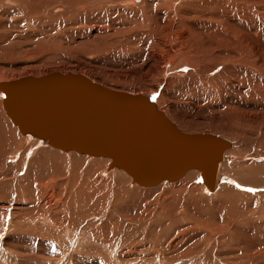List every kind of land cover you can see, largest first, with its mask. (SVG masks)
Segmentation results:
<instances>
[{
	"label": "rangeland",
	"instance_id": "obj_1",
	"mask_svg": "<svg viewBox=\"0 0 264 264\" xmlns=\"http://www.w3.org/2000/svg\"><path fill=\"white\" fill-rule=\"evenodd\" d=\"M153 1L155 9L144 17L155 20L158 27L144 23L142 13L129 11L107 20L93 1L82 9L64 6L60 14L52 13L55 6L45 11L39 8L43 14H35L32 20L26 15L14 17L9 26L19 37L8 36L10 43H0V82L61 71L84 73L103 85L134 94L148 95L157 89L153 92L157 106L183 131L221 134L233 141L235 150L243 148L241 155L239 151L232 155L241 159L237 162H263L264 101L256 103L255 86L240 95L226 83L228 95L232 94L223 100V106L211 102L208 89L189 87L198 74L215 70L219 60L212 52L199 51L187 26L202 31L197 23H208L210 5L199 0H173V7L172 0ZM224 8L233 20L232 33L228 29L231 39L237 44L243 35L250 40L246 52L251 61L258 60L254 50L261 53L257 52L255 71L263 76L264 0H228ZM93 10L99 15L95 17ZM184 13H189V20L183 18ZM79 20L84 22L71 26ZM117 23L122 27L115 28ZM98 26L101 28L96 31ZM234 26L242 29L241 35L233 32ZM169 61H174L173 67L165 74L160 69ZM150 68L158 72L143 77ZM219 85L210 83L215 89ZM0 114V128L6 131L0 151V264H264V193L256 196L257 200L255 192L249 198L233 191L221 193L220 189L208 193L196 181L197 176L192 186L182 183L188 180L185 178L178 183L135 187L125 172L107 171L110 159L99 168L95 160L105 157L76 151L57 149L58 154L42 161L40 147L47 145L27 141L19 134L2 104ZM253 146H257L255 150ZM247 148L253 150L251 157ZM75 155L87 161L79 163ZM121 175L131 181L128 186ZM241 175L223 173L241 188L264 189L243 185V176L249 177ZM246 217L253 225L242 223ZM64 225H70L67 231ZM216 226L221 232L215 231ZM92 239L95 244L89 243Z\"/></svg>",
	"mask_w": 264,
	"mask_h": 264
},
{
	"label": "water",
	"instance_id": "obj_2",
	"mask_svg": "<svg viewBox=\"0 0 264 264\" xmlns=\"http://www.w3.org/2000/svg\"><path fill=\"white\" fill-rule=\"evenodd\" d=\"M7 114L48 144L112 158L140 185L175 180L191 169L219 176L230 139L179 130L151 96L110 88L78 73L53 72L5 82ZM226 158V157H225ZM202 176L203 179H202Z\"/></svg>",
	"mask_w": 264,
	"mask_h": 264
},
{
	"label": "bare ground",
	"instance_id": "obj_3",
	"mask_svg": "<svg viewBox=\"0 0 264 264\" xmlns=\"http://www.w3.org/2000/svg\"><path fill=\"white\" fill-rule=\"evenodd\" d=\"M97 2L96 4V7L95 9H97V7L99 9H101V12L100 10L98 11L99 13H104L106 14V17L107 20H111L110 18H112L113 16H117L118 14H125L127 11H129V13H142L141 15H143V17L148 16V13H151L152 12V9L154 8L155 9V3L153 0H0V43H10L11 42V39L8 37V36H12L14 39H17L19 37V35L17 36H14L13 34L14 31H12L10 29V26H9V22H12L13 21V18L14 17H18V16H22V15H26L27 17H29V19H33L35 16V14L39 13L41 14V10H43L44 8H48V7H54L55 11H52L53 12H57V13H63L64 11V6H68V7H71V8H74V9H82L84 7H87L88 5H90V2ZM228 1V0H227ZM227 1L226 0H199V3L201 2V4L203 3V5H210V9L209 10H212L210 13H207V16H208V23H202V25L200 23H197L199 25V27L202 29V31H199V30H196V26H193V25H187L188 27H190V29L192 30V33H191V37L193 38V40L196 41L197 45L200 47L199 48V51L202 52V53H214L215 56L213 57H216V59L218 60L216 62V69L211 71V70H207V71H204V73H200L198 74V77L196 79H194L190 84H189V87L192 88V89H199V88H206L208 89V96L211 98V102L213 103H217V104H221L223 106V100H225L228 96H230L232 93H227V89L225 88V84L227 83L228 85L230 84L232 87L238 89L236 90L237 93L239 92V94L241 95V91L245 94H248L249 92H251L250 90L249 91H246L247 88L249 89H252L253 88V85L255 86V88L257 89V95H256V103H260L262 101H264V74L262 76L261 73L259 72H256L255 70L257 69V64L259 63V57H257L259 54L257 52H259L258 50H254L253 52H255V58L258 59L256 61H251L249 59L250 57V54H248V52H246V47H247V44L250 43V40H248L246 38V36H241L240 37V40H239V43L237 44L236 42H234L235 38H232L230 37V34L228 33L229 30H230V33H232V30L229 29V27L233 28L232 24H233V20L231 19V17L229 16V12L227 13L225 11V6L227 5ZM172 6L173 7H176L175 3L176 1H173L172 0ZM226 3V4H225ZM196 5V3H194ZM225 4V6H224ZM95 5V4H93ZM186 7H187V4H185ZM194 5V6H195ZM168 6V5H167ZM213 6V7H211ZM92 7V6H91ZM200 7V5H199ZM198 7V9H199ZM202 7V6H201ZM208 7V6H206ZM39 8H43L41 10H38ZM209 8V7H208ZM212 8V9H211ZM206 9V8H205ZM228 9V8H227ZM53 10V9H52ZM88 10V9H87ZM45 11V9H44ZM192 11V10H191ZM258 11V10H257ZM94 14H95V10H93ZM188 12V11H187ZM51 13V11H50ZM43 14V13H42ZM56 14V13H55ZM152 14V13H151ZM154 14V13H153ZM194 14V13H193ZM51 15V14H50ZM96 15H99V14H95L94 16L96 17ZM206 15V14H205ZM34 16V17H33ZM42 16V15H41ZM56 16V15H55ZM72 16V15H71ZM127 16H130V15H127ZM134 16V15H133ZM24 17V16H23ZM44 17V16H43ZM118 17V16H117ZM122 17V16H121ZM132 17V15H131ZM130 17V18H131ZM142 17V16H141ZM140 17V18H141ZM144 17V23L145 21L148 22L149 24H152V26H157V22L155 20H151V18H145ZM152 17V16H151ZM21 18V17H20ZM71 18V17H70ZM126 18V17H125ZM139 18V19H140ZM157 18V17H156ZM183 18L185 20H189L190 19V16H189V13H184V16ZM17 19V18H15ZM99 19H102V18H99ZM126 19H129V18H126ZM203 19V18H201ZM28 20V19H27ZM35 20V19H34ZM137 20V19H136ZM220 20V21H219ZM17 21V20H16ZM15 21V22H16ZM26 21V20H25ZM36 21V20H35ZM38 21V20H37ZM128 21V20H127ZM126 21V22H127ZM131 20L129 19V22ZM28 22V21H26ZM33 22V21H31ZM84 21H77L75 23H72L71 26H75L76 24H80ZM113 22V21H112ZM122 22V21H121ZM159 22V21H158ZM200 22V21H199ZM204 22V21H203ZM213 24H212V23ZM215 22V23H214ZM21 23V22H20ZM24 23V22H22ZM40 23V22H39ZM125 23V22H124ZM130 23H133V22H130ZM161 23V22H160ZM45 24V23H44ZM142 24V23H141ZM219 24V27L221 26L222 28L220 29H216L214 28L215 25L218 26ZM11 25V24H10ZM21 25V24H20ZM35 25V24H34ZM116 27L115 28H118L119 26L122 27L121 23L120 24H115ZM36 26V25H35ZM34 26V27H35ZM161 26V25H160ZM135 27V26H134ZM158 27V26H157ZM74 28V27H73ZM100 26H98V28L96 29V31H99L100 30ZM213 28V30H212ZM234 29L233 32H236L237 33H241L243 32L241 28H237L236 26H234ZM43 29V28H42ZM229 29V30H228ZM34 30V29H33ZM102 30V29H101ZM236 30V31H235ZM47 31V30H45ZM44 31V32H45ZM95 31V30H94ZM119 31V30H118ZM23 33V32H22ZM239 33V35H241ZM90 34H92V32H90ZM234 35V34H233ZM24 36V35H23ZM31 36V35H30ZM34 36V35H33ZM184 37V36H183ZM239 39V37H238ZM22 40V39H21ZM238 42V41H237ZM193 44V43H192ZM213 44V45H211ZM161 46V45H160ZM252 47V46H251ZM195 48V47H194ZM260 53V52H259ZM261 54V53H260ZM188 56V55H187ZM252 57V56H251ZM254 59V58H253ZM262 62L264 63V59H261ZM174 61H169L164 68L160 69L162 72L164 71L165 74H169L171 72V69H172V65ZM196 66V65H194ZM193 68V67H192ZM207 68V67H206ZM184 70H186V68H183ZM182 69V70H183ZM194 69V68H193ZM200 69V68H199ZM254 69V70H253ZM52 72V71H51ZM55 72H59V71H55ZM61 72V71H60ZM88 72V71H87ZM155 72H158L156 71L155 68H150V71L148 70L147 71V75H143V77H147V78H151L153 77V74ZM203 72V71H202ZM53 73V72H52ZM63 73V72H62ZM66 73V72H65ZM68 73V72H67ZM73 73V72H71ZM80 74V73H78ZM84 74V73H83ZM82 74V75H83ZM163 74V73H162ZM181 74H184V73H181ZM44 75V74H43ZM185 75H187L185 73ZM28 76H34V75H28ZM28 76H23V77H19L18 79L20 78H25V77H28ZM85 76V75H83ZM142 76V75H141ZM156 76V75H155ZM169 76V75H167ZM87 77V76H85ZM89 78V77H87ZM185 78V77H184ZM91 79V78H89ZM14 80H17V79H13V80H9V81H3V82H0V89L2 87V84L5 83V82H10V81H14ZM184 80V79H183ZM169 81V80H168ZM190 81V80H189ZM215 82V83H219V88H213V86H210V83L211 82ZM184 82V81H183ZM99 83V82H98ZM185 83V82H184ZM102 84V83H101ZM187 84V83H186ZM106 86V85H105ZM132 87V86H131ZM130 87V88H131ZM186 87V86H185ZM111 88V87H110ZM212 88L215 90V92L212 90ZM115 89V88H114ZM229 89V87H228ZM119 90V89H118ZM143 90H146V89H143ZM190 90V89H189ZM226 90V91H224ZM123 91V90H122ZM134 91V89L132 90ZM155 91H157V89H155L153 92L155 93ZM192 91V90H191ZM198 91V90H197ZM231 91V90H230ZM235 91V90H234ZM246 91V92H245ZM128 92V91H127ZM152 92V94H153ZM188 92V91H186ZM229 92V91H228ZM131 93V92H130ZM227 93L226 97L224 96L225 94ZM236 93V94H237ZM256 93V91H255ZM134 94V93H132ZM136 94H141V93H136ZM151 93H149L148 95H150ZM151 94V95H152ZM178 94H182L181 92L178 93ZM244 94V95H245ZM141 95H144V94H141ZM148 95H145V96H148ZM150 95V96H151ZM155 94H153L151 97L152 99L155 101L154 99V96ZM238 95V96H240ZM247 96V95H246ZM190 97V96H189ZM242 97V96H241ZM250 97V96H249ZM238 98V97H237ZM247 98V97H246ZM239 99V98H238ZM5 99H4V96L2 94V92L0 91V104H2L3 106V109L6 113V115L9 117V115L7 114V111H6V108H5V103H4ZM196 101V100H195ZM216 101H219V102H216ZM251 101V100H250ZM227 102V101H226ZM225 102V103H226ZM229 104V103H228ZM262 104V103H261ZM226 105V104H225ZM231 105V104H229ZM243 105V104H242ZM232 106V105H231ZM219 107V106H217ZM227 107V106H226ZM236 107V106H235ZM242 107V106H241ZM157 108L167 117L169 118L175 125L176 127L181 130L182 132L184 133H187V134H191V135H195V137H199L200 135L202 134H207L209 132H200V133H189V132H185L183 131L179 126L178 124L172 120L167 114L166 112L162 111L158 106ZM220 108V107H219ZM231 108V107H230ZM231 109H235V108H231ZM240 111V110H238ZM237 111V112H238ZM248 112V111H247ZM241 113V112H240ZM1 115V114H0ZM3 115V114H2ZM5 118V117H4ZM9 119L11 120V118L9 117ZM12 122V120H11ZM5 123V122H4ZM10 123V122H9ZM251 123V122H250ZM2 124V123H1ZM12 125H14V127L16 126L14 124V122L11 123ZM10 125V124H9ZM8 125V126H9ZM12 127V126H11ZM17 127V126H16ZM211 127V126H210ZM209 127V128H210ZM201 128V127H200ZM18 129V127H17ZM19 130V129H18ZM4 131L3 129L1 130L0 128V151L2 150L1 147L4 148L3 146V137L4 135ZM10 132V131H9ZM19 134H21L24 138H26V140H33V141H37V142H40L44 145H47V146H44V147H40L41 149V152L44 153V156L43 157H40V158H43L42 161H48L50 156H54L56 154H58V150H61V151H65V152H71V151H75V150H62L60 148H57V147H54L50 144H48L46 141L40 139L39 137H36L32 134H28V133H25L21 130H19ZM264 134V133H263ZM12 136V135H11ZM6 137V136H5ZM16 140V139H15ZM23 140V139H22ZM248 142H250V140H247ZM27 143V142H26ZM39 144V143H38ZM242 145V143H240ZM249 145L251 143H248ZM229 146H226L223 148V154H222V157H223V160H220V171H219V176L218 174L217 175H209V177L207 178V181L208 183H206V181H200V177H201V171L199 169H191L189 170L188 172H186L183 176H181L180 178L178 179H175V180H169V179H165L164 181H160L158 182L157 184H153V185H140L139 183L135 182L132 177L121 167H118V166H113L112 163V158L111 157H106V156H93V157H105V158H98L97 160H95L96 164L95 166L99 167V168H103L105 165H106V162H107V159L109 160L110 159V163L107 167V171L108 170H120L122 171V173H126L125 175L126 176H129V178L131 179L128 180L126 177H124L123 175L120 176V178L122 180H124V184L128 183L130 184V182L132 183V185H134L135 187H154V186H158L161 184L164 185V183H174V182H177L178 181L180 182V180L182 179H185L186 178V182H182V183H185L184 185L185 186H192V183L193 185L196 183L195 182V178L196 176L198 177V179L196 181H198V184L201 185L202 187H205L206 190L208 191V193H214L216 192L218 189H220L221 193H229L228 191H233L232 193H237L236 195L238 194H245L248 196H253V194H251V192H255V197L258 196V195H262V193H264V161L263 162H250L248 159V161H244L243 163L242 162H237L239 159L236 157H233L232 155L236 154L235 152L237 150H235V147H234V143L232 140H230V144H228ZM239 145V144H238ZM237 145V146H238ZM247 145V144H246ZM247 146L249 148H251L250 146H252V144L250 146ZM261 145V144H260ZM264 145V144H263ZM243 147L240 146V148ZM257 147V146H256ZM256 147H252V149L254 148V150L256 149ZM58 149L57 151L56 150H53V149ZM249 148L248 149V154H251L250 152L253 151L251 149V151L249 152ZM18 149V148H17ZM243 150V148H241ZM239 151V155L240 152ZM237 151V153H238ZM262 151H264L262 149ZM4 152V151H3ZM6 152V151H5ZM77 152V151H76ZM80 153V152H78ZM243 153V152H242ZM245 153V152H244ZM41 154V153H40ZM82 154V153H80ZM87 155V154H86ZM230 155V156H229ZM237 155V154H236ZM58 156V155H57ZM55 156V158L57 157ZM91 156V155H90ZM252 156V154L250 155V157ZM1 157V156H0ZM14 157V156H13ZM59 157V156H58ZM74 158H77V160L82 162V161H87L86 157L84 156H73ZM226 157V158H225ZM39 158V157H38ZM242 158V156H241ZM237 159V160H236ZM253 159V158H252ZM41 160V159H40ZM39 160V161H40ZM75 160V159H74ZM241 160V159H240ZM239 160V161H240ZM254 160H256L254 158ZM75 160V162H78ZM242 163V164H241ZM83 164V163H81ZM84 166V164H83ZM94 166V165H93ZM6 168V167H5ZM87 168V167H86ZM115 172V171H114ZM223 173L225 174H230V175H233L235 173L237 174H242L241 176H243V174H246L247 177L249 178H246L245 176H243L245 178L244 183L243 184L242 182H240L239 184H243V185H252L254 187H257V188H260L262 189L260 192L259 191H249L247 187H239L237 186V184H234V180L230 179L229 177L227 178L226 176V179L223 177ZM102 176V175H101ZM204 176H202V179H203ZM253 177V178H252ZM256 177V178H255ZM252 179V180H250ZM121 180V181H122ZM130 181V182H129ZM121 182V183H123ZM123 184V185H124ZM128 184H126L128 186ZM125 185V186H126ZM196 185V184H195ZM178 186V185H177ZM199 187V186H198ZM202 187H199V188H202ZM149 189V188H148ZM253 189V188H252ZM259 189V190H260ZM131 190V188H130ZM88 191V190H87ZM91 191V189H90ZM125 191V189H124ZM127 191V190H126ZM136 191V190H134ZM133 191V192H134ZM74 192V191H73ZM150 192V190H149ZM127 193V192H126ZM131 193V192H130ZM85 194V193H84ZM133 194V193H132ZM144 195V194H143ZM235 195V196H236ZM78 196V194H77ZM263 198H264V194L262 195ZM118 197V195H117ZM123 197V196H122ZM230 197V196H229ZM246 197V198H247ZM261 198V196H259ZM232 198V197H231ZM249 198V197H248ZM251 198V197H250ZM253 198V197H252ZM242 199V198H241ZM255 199V198H254ZM24 200V199H23ZM256 200H257V197H256ZM259 200V199H258ZM254 202V201H253ZM255 203V202H254ZM252 205V204H251ZM254 205V204H253ZM90 208V207H88ZM250 208V207H249ZM91 209V208H90ZM89 209V210H90ZM253 209V208H251ZM247 212V211H246ZM249 212V211H248ZM92 213V212H91ZM258 213V212H257ZM241 214V213H239ZM243 215V214H242ZM256 215V214H255ZM245 216V214L243 215ZM242 216V217H243ZM2 217V216H1ZM88 217V216H87ZM86 217V218H87ZM46 218V217H45ZM92 218V217H91ZM231 218V217H230ZM235 218V216H234ZM247 218H250V217H246V221H243L244 219H242V223L243 224H252L254 223V221H247ZM47 219V218H46ZM68 219V218H67ZM239 219V218H238ZM48 220V219H47ZM50 220V219H49ZM89 220V219H88ZM87 220V221H88ZM128 220V219H127ZM145 220V219H144ZM91 221V220H90ZM142 221V220H141ZM163 221V219H162ZM261 221V220H260ZM140 222V221H139ZM164 222V221H163ZM239 222V221H238ZM65 223V221H64ZM78 223V222H77ZM128 223V222H127ZM138 223V222H137ZM141 223V222H140ZM242 223L239 222V227L242 228ZM57 224V223H56ZM68 224V223H67ZM110 224V223H109ZM120 224V223H119ZM143 224V223H142ZM242 224V225H241ZM93 225V224H92ZM213 225V224H212ZM255 225V224H254ZM57 226V225H56ZM65 226V225H64ZM70 225L68 226H65V228L63 227V230L65 229H68ZM124 226V225H123ZM138 226V224H137ZM244 226V225H243ZM55 227V226H53ZM61 227V226H59ZM76 227V225H75ZM99 227V226H98ZM121 227V226H120ZM132 227V226H131ZM217 227V226H216ZM56 228V227H55ZM78 228V227H77ZM89 228V227H88ZM124 228V227H123ZM213 228V227H212ZM215 228V227H214ZM213 228V229H214ZM82 229V228H81ZM80 229V231H82ZM97 229V228H96ZM119 229V228H118ZM131 229H134V228H131ZM56 230V229H55ZM61 230V229H60ZM59 230V231H60ZM124 230V229H123ZM126 230V229H125ZM209 230V229H208ZM238 230V229H237ZM67 231V230H65ZM211 231V229H210ZM216 232H221V230H218V227L217 229H215ZM72 232V231H71ZM76 232V231H75ZM84 232V231H83ZM86 232V231H85ZM132 232V231H131ZM215 232V233H216ZM68 233V232H66ZM82 233V232H80ZM87 233V232H86ZM91 232H89L90 234ZM210 233V232H209ZM224 233V232H223ZM68 235V234H67ZM88 235V233L86 234ZM118 235V234H117ZM223 235H226L228 237V234L224 233ZM231 235V234H230ZM75 236V235H74ZM85 236V235H84ZM97 236V235H96ZM71 237V236H70ZM93 237V236H92ZM250 237V236H249ZM96 238V237H95ZM94 238V239H95ZM103 239V238H102ZM93 240V239H92ZM98 240H99V237H98ZM248 240V239H247ZM246 240V242H247ZM250 240V238H249ZM253 240V239H252ZM94 241V240H93ZM90 241L89 240V243L91 242L92 244H95L96 242L94 241ZM97 241V240H96ZM100 241V240H99ZM251 241V240H250ZM104 242H102L103 244ZM107 243H110L107 241ZM260 244V243H259ZM244 247V246H243ZM239 248V247H238ZM241 250V249H240ZM168 257V256H167ZM250 257V256H249ZM264 258V256H262ZM170 257H168L167 259H169ZM252 258H254L256 261H257V258H255L254 256H252ZM253 263V262H252Z\"/></svg>",
	"mask_w": 264,
	"mask_h": 264
},
{
	"label": "snow or ice",
	"instance_id": "obj_4",
	"mask_svg": "<svg viewBox=\"0 0 264 264\" xmlns=\"http://www.w3.org/2000/svg\"><path fill=\"white\" fill-rule=\"evenodd\" d=\"M249 191H254L253 189H248Z\"/></svg>",
	"mask_w": 264,
	"mask_h": 264
}]
</instances>
